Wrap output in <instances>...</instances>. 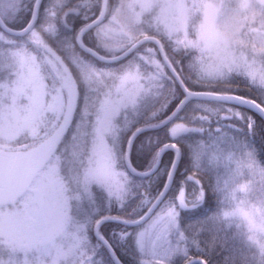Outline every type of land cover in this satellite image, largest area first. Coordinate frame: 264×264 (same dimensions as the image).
I'll use <instances>...</instances> for the list:
<instances>
[{
	"label": "clouds",
	"instance_id": "obj_1",
	"mask_svg": "<svg viewBox=\"0 0 264 264\" xmlns=\"http://www.w3.org/2000/svg\"><path fill=\"white\" fill-rule=\"evenodd\" d=\"M0 264H264V0H0Z\"/></svg>",
	"mask_w": 264,
	"mask_h": 264
}]
</instances>
